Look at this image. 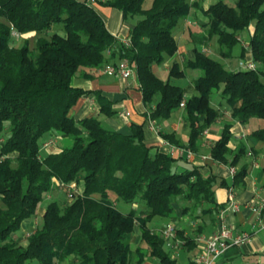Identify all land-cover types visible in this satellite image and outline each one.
<instances>
[{
    "label": "trees",
    "instance_id": "16d2710c",
    "mask_svg": "<svg viewBox=\"0 0 264 264\" xmlns=\"http://www.w3.org/2000/svg\"><path fill=\"white\" fill-rule=\"evenodd\" d=\"M119 9L132 22L129 44L112 33L103 15L89 0H0V264H161L180 263L166 249V240L150 227L154 218L177 219L176 204L183 214L210 215L221 212L217 187H242L248 175L243 164L233 183L214 172L204 174L191 165L179 170L181 157L146 141L149 120L169 119L185 102L184 119L190 128L186 144L174 132L162 137L178 147L199 153L198 141L220 117L212 95L221 92L223 105L235 121L264 119V0H218L204 8L200 0H95ZM208 16L204 40H216L221 56L231 58L240 34L251 30L240 60L259 63L255 69H230L194 46L193 57L170 66L168 79L155 71L179 49L174 29L191 11ZM63 24L65 33L50 30ZM14 32L38 34L35 51L29 39L17 44ZM126 59L135 69L138 90L147 111L145 121L130 123V132L106 127L99 117L75 119L70 110L78 100L93 94L100 113L114 116L115 101L102 90H87L73 83L78 74ZM239 60V61H240ZM239 64V63H238ZM200 70L193 80L195 92L172 82L187 70ZM222 102V101H221ZM233 123H225L220 138L210 149L213 162L237 166L248 154L241 143L230 147ZM264 142V127L251 133ZM55 136L69 138L59 151L44 153L42 144ZM234 151V152H233ZM264 170V167H263ZM76 183L71 201L49 200L40 225L23 245L16 234L25 220L38 214L40 204L62 184ZM264 186V184H263ZM143 201L146 209L124 212L118 200ZM182 202V204H181ZM199 214H195L199 210ZM195 214V215H194ZM140 243L132 247L135 232ZM185 244L195 240L177 230Z\"/></svg>",
    "mask_w": 264,
    "mask_h": 264
},
{
    "label": "crops",
    "instance_id": "0c3cea01",
    "mask_svg": "<svg viewBox=\"0 0 264 264\" xmlns=\"http://www.w3.org/2000/svg\"><path fill=\"white\" fill-rule=\"evenodd\" d=\"M99 12L103 15L107 27L109 30L116 34L119 38H126L129 36L130 28L133 23L128 20L125 21L122 12L117 8H111L104 6L100 3H94ZM198 11H193V22L195 23V17ZM202 12V11H201ZM191 26H186L189 30V35L194 37ZM179 41V37L176 35ZM188 44V45H187ZM193 48L189 43H186L184 47H179L177 53L171 57V60H167L166 65L169 67V61H177L180 67L183 68L186 59L193 57ZM204 49V46L202 47ZM240 60V59H239ZM238 60V63H239ZM154 71L159 75L160 68H156L154 65ZM163 79V78H162ZM166 80V79H164ZM73 83L76 86L83 87L87 90H102V92L109 98L115 101L114 108L117 113L114 116H105L100 113V105L97 103L93 94H87L81 97L78 102L71 108L70 114L75 119H83L89 116L99 117L102 123L109 128L115 129L123 133L130 132V123L132 121L142 123L145 121L143 113L148 110L142 100L141 91L137 89L139 81L136 75L131 78L125 79L118 75H109L104 73H98L97 69L90 70V77H85L83 74H78ZM190 95H186L188 97ZM219 102L218 100H214ZM218 104V103H217ZM221 111V117L209 128H207L202 138L198 141L199 153L192 151L186 147L183 155L178 161V169L185 170L191 165L195 164L200 166L204 174L214 172L218 176H221L233 183L235 173L231 171V167H235L236 172L243 164L248 166L249 172L246 177L245 184L242 187L232 188L236 192V196L242 207L240 210H226L225 221L229 225L234 226L237 230H243L251 232L253 235L251 239L241 246H230L226 249L224 254L219 258L216 264H264V229L260 228V224L264 223V212L260 217L250 207L251 202L257 199V197L264 196V142L255 138L251 133L254 127L259 123L255 118H252L247 123H241L235 121L231 116V110L224 106L219 105ZM129 112V114L127 113ZM231 121L233 123L232 133L233 137L230 140V147L235 151L237 146L241 143L247 145V153L237 166H231L229 164H219L213 162L211 158L210 149L215 142L220 138L222 130L226 122ZM146 141L154 146L153 150L161 149L169 152V148L172 143L162 137V133L174 132L181 140L186 144L189 140L190 128L184 119L183 107L175 110L170 115L169 119L165 120H153L151 124L150 120L145 122L144 125ZM70 139L66 137L58 136L57 142L50 147L43 148L44 153L59 151L63 146L70 143ZM174 145V144H172ZM233 151V152H234ZM230 189L225 187H217L216 196L219 204H222V208L225 209L227 205L228 195ZM42 209V215L45 208ZM177 219L167 220L164 218H154L150 227L153 231L158 232L163 236V230L168 223L176 225V229L183 233L187 237H191L195 240V244L183 245L185 241L178 235L181 240V244L177 248L170 247L166 242V249L171 251L172 256L177 258L180 263H191L194 258L199 255L204 247L203 244L196 241V237L199 234H211L216 231L220 226L219 217L212 219L208 215H200L197 218L193 217L190 213L183 214V209L179 204H176ZM221 209V211L223 210ZM41 216V215H40ZM31 225L30 220H25L23 229H27ZM140 233L137 231L131 242L136 246L140 243ZM144 264H161L156 259L148 258Z\"/></svg>",
    "mask_w": 264,
    "mask_h": 264
},
{
    "label": "rangeland",
    "instance_id": "374dc122",
    "mask_svg": "<svg viewBox=\"0 0 264 264\" xmlns=\"http://www.w3.org/2000/svg\"><path fill=\"white\" fill-rule=\"evenodd\" d=\"M153 0H146L144 3V6L150 7V5L152 4ZM192 1V0H191ZM201 3L203 4V6H205L204 8H206V6L208 7L210 4L218 1V0H200ZM227 2L233 4L235 2V0H226ZM194 11V10H193ZM193 11H191V13L189 14V16L185 19H181L178 23V25L175 27L174 29V34H176L179 37V47H184L186 45V43H189L190 47L193 46H197L202 48L204 46L205 52L209 53L212 57L224 62L226 64L227 67H229L230 69H238V60L241 59L240 55H241V49L244 46H248L249 44V40H250V35L253 27L251 28V30H248L243 32L242 34H240V41L239 44L236 45L234 52H233V56L231 58H224L221 56L220 53V49H219V45L217 43L216 40H204L205 35L207 34V28L204 25L205 22H207L208 20V16L204 13V12H199L197 16L195 17V23L193 22ZM139 17H135V18H130L128 21L129 22H134L138 19ZM2 20V19H0ZM194 25L193 27H191V29L193 30V34L194 37H192L191 35H189V30L187 29L186 26H191ZM53 32H58L61 34L65 33L64 30V26L63 24H57L53 27L52 30H50V34H52ZM14 35L17 39V44H22L23 41L25 40V38H28L30 41V47L32 50L35 51V45H36V40L38 38V34H24V35H20L17 32H14ZM188 45V44H187ZM249 59H252V54L249 53L247 56ZM171 60V59H169ZM167 62V61H166ZM166 62L162 63V64H155L156 68H160L159 71V76L163 79H168L169 77V71H170V66L172 65L173 61H169V67H167ZM255 62V61H254ZM255 64L258 66L259 63L255 62ZM201 74L200 70H193V69H188L187 70V75L185 77H173L172 78V82L178 85L183 86L186 89V95H192L195 92L194 89V85H193V80L198 77ZM214 100H220L219 102H216ZM212 104L213 106H218L219 105H223V101L222 100V95L221 92H215L212 95ZM222 101V102H221ZM218 103V104H217ZM259 123L254 127V129L258 128V127H264V119H260V118H255ZM59 199L62 202L65 201H71L72 198L69 197V189L68 188H64V186L62 184H57L56 189L54 191H51V193L47 196L46 200L43 201L40 204V207L45 208L48 201L52 200V199ZM182 204V202H181ZM117 206L119 207V209H121L124 212H128L131 209H137V210H142V209H146V205L143 201H140L139 203L135 202V203H127L124 202L122 200H118L117 202ZM201 209L199 208V210H197V212L195 214H199V211ZM42 209L39 208V212L37 215H35L33 218L29 219L31 222V225L28 226V228L25 230L22 229L19 230L17 232V236L16 239H18L21 243H23V245H26V243L28 242V236L34 231L36 230V228L40 225V223L42 222ZM194 214V215H195ZM193 216V215H192ZM158 218V217H157ZM196 218V217H195ZM176 227V225H175ZM177 228V227H176ZM134 240V239H133ZM132 242V241H131ZM133 248H135V245H133ZM30 264H38L36 262H32ZM61 264H72L69 260L62 262Z\"/></svg>",
    "mask_w": 264,
    "mask_h": 264
},
{
    "label": "built area",
    "instance_id": "2783aa9c",
    "mask_svg": "<svg viewBox=\"0 0 264 264\" xmlns=\"http://www.w3.org/2000/svg\"><path fill=\"white\" fill-rule=\"evenodd\" d=\"M91 3H95V0H89ZM125 44H129V38H122ZM205 51V50H204ZM238 66L243 69H255L257 65L253 60H240ZM98 73H104L109 75H118L122 78L128 79L136 75L135 69L132 67L130 62L126 59L120 60L117 63L110 62L101 67L97 68ZM185 101V100H184ZM181 102V106L184 107L185 102ZM129 114V112H127ZM151 124L153 123L150 120ZM3 141V138H0V144ZM57 142V138L55 136L45 140L42 144V149L50 147L51 145ZM169 153L171 155H175L178 153L179 155H183L184 149L180 148L176 145H172L169 148ZM192 154V151H189ZM231 171L236 173L235 167H231ZM78 191V186L74 182L69 185V197L72 198L74 196V192ZM227 205L225 209H223L219 214L220 226L213 233L207 234H199L196 237V241L204 245L201 253L197 255L192 264H216L219 258L224 254L226 249L230 246H241L248 242L252 233L243 230H237L236 227L229 225L225 221V211L226 210H235L238 211L241 209L242 204L237 199V194L235 190L232 188L229 191ZM250 207L260 217L264 212V196H258L256 200L251 202ZM260 228L264 229V223L260 224ZM163 237L165 238L167 244L172 248H177L181 244V240L178 238L177 229L175 224L168 223L166 224L163 230Z\"/></svg>",
    "mask_w": 264,
    "mask_h": 264
}]
</instances>
